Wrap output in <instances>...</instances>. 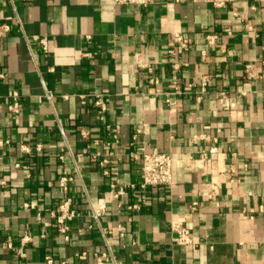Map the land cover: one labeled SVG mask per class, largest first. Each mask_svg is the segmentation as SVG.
Wrapping results in <instances>:
<instances>
[{
  "label": "crops",
  "instance_id": "0c3cea01",
  "mask_svg": "<svg viewBox=\"0 0 264 264\" xmlns=\"http://www.w3.org/2000/svg\"><path fill=\"white\" fill-rule=\"evenodd\" d=\"M4 24L0 264H94L108 250L104 264H264V0H0ZM141 146L172 157L170 187L139 186ZM110 193L97 222L90 203ZM66 197L77 216L62 233ZM173 220L193 245L172 241Z\"/></svg>",
  "mask_w": 264,
  "mask_h": 264
},
{
  "label": "built area",
  "instance_id": "2783aa9c",
  "mask_svg": "<svg viewBox=\"0 0 264 264\" xmlns=\"http://www.w3.org/2000/svg\"><path fill=\"white\" fill-rule=\"evenodd\" d=\"M23 1H31V0H23ZM154 0H111V3L113 5H120V4H131L135 6H146L153 2ZM0 35L3 31L8 29L7 25L0 26ZM248 29L251 30L250 27ZM224 32L227 34H230V30L228 28L224 29ZM35 38L40 43L41 49L46 52L48 50V41L45 36H35ZM207 41L209 44L214 42V39L216 38L215 34H208L206 36ZM170 41L174 44L175 47L180 48L182 50H187L189 47V40L184 36L181 32H171L169 35ZM206 54L205 50L201 51V56L204 57ZM137 65L139 67H145L147 70H150L149 64L142 63L141 61L137 62ZM177 64H174V67H177ZM245 75L247 78L252 79L257 76V71L255 68L254 63H247L244 66ZM205 83V82H204ZM203 83V84H204ZM176 89L177 87L174 86ZM218 96V103L221 108H224L228 105V93L225 90H220L217 93ZM13 103L9 106V110L16 111L18 109V102H17V94L16 92H13ZM82 102H84L82 100ZM94 105L98 107L101 110L105 109V104L103 102V99L101 97H97L94 100ZM133 157H136L135 154H133ZM139 160H140V182L139 186L141 188L146 187H153V186H165L170 187L174 183L173 179V159L172 157L163 152H156V151H147L143 146L139 147ZM105 160H101L100 164H103ZM16 166L18 164H15ZM66 179L62 178L59 181V184L62 189H67L66 187ZM4 180L0 178V187L4 185ZM114 186L113 184L111 185ZM202 194H207V191H202ZM115 196V194L110 193L108 196L104 197L102 201L100 202H91L90 203V215L98 222V219L100 215L104 212L106 208V204L108 201ZM196 201L192 202L190 207L192 209L196 208ZM56 222L59 225V231L62 233H65L67 230V223L71 221L73 218L77 216V212L75 209L72 208V200L70 197H66L63 199L57 206L56 209ZM170 229L174 233L172 237V241L180 246H183L184 248H187L194 244L192 235L188 227L181 224L177 220H173L170 223ZM103 235L108 233L106 230H102ZM31 236L29 232H25L23 236L21 237V244H25L30 240ZM18 254L20 256H23L24 253L21 252V250H18ZM79 259H82L85 257V253L81 252L77 255ZM107 257L112 258L110 250L108 252H102L100 254H95V263L94 264H104L105 259ZM46 262L50 263L51 258L49 256L46 257ZM63 264H74L72 262L63 261Z\"/></svg>",
  "mask_w": 264,
  "mask_h": 264
}]
</instances>
